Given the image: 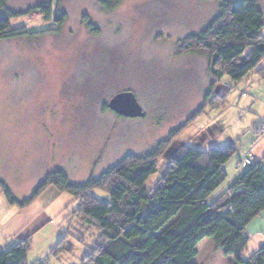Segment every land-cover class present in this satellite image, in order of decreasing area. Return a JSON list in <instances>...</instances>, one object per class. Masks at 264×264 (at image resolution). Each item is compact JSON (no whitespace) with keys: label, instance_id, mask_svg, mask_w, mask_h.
I'll use <instances>...</instances> for the list:
<instances>
[{"label":"rangeland","instance_id":"1","mask_svg":"<svg viewBox=\"0 0 264 264\" xmlns=\"http://www.w3.org/2000/svg\"><path fill=\"white\" fill-rule=\"evenodd\" d=\"M48 1L8 0L20 13L13 25L39 32L0 40V178L17 198H28L54 170L66 172L73 183L97 178L128 154H146L172 130L177 135L150 186L180 146L207 150L239 137L247 140L242 133L250 121L234 101L242 94L238 87L227 107L206 108L192 120L215 78L209 56L185 44L218 14L219 0H123L112 11L100 0H54L53 15L58 7L67 14L62 26L46 21L37 9ZM223 80L214 89L215 105L229 92L231 80ZM123 91L135 94L143 117H124L109 108L111 98ZM78 205L76 197L55 186L34 201L30 213L51 221L41 222L31 237L29 264L90 263L88 254L101 239L76 214ZM18 212L0 188V218ZM248 229L264 231V211ZM259 240L253 234L244 258L260 247ZM210 242L200 241L196 262L235 263V256Z\"/></svg>","mask_w":264,"mask_h":264},{"label":"trees","instance_id":"2","mask_svg":"<svg viewBox=\"0 0 264 264\" xmlns=\"http://www.w3.org/2000/svg\"><path fill=\"white\" fill-rule=\"evenodd\" d=\"M53 1L37 9L46 21L62 26L67 14L58 7L54 16ZM122 1L100 0V5L112 11ZM219 3L218 14L185 44L188 50L209 56L215 78L206 93L205 106L192 120L206 108L220 111L227 107L228 93L220 96L224 100L221 104H213L216 83L225 77L234 83L249 75L264 80L262 0H242L238 5L231 0ZM19 15L9 8L8 0H0V40L34 32L13 25V18ZM176 135L172 130L146 154H128L101 176L83 183L71 182L68 174L58 169L49 172L25 199L17 198L1 178L0 188L9 204L22 209L50 186L76 197V214L86 226L97 229L101 239L88 254L89 264H200L195 258L205 238L213 240L225 255L235 256L233 264H264V243L244 258L250 242L247 227L264 210V164L252 162L228 183L225 165L237 152L236 143L207 150L183 145L161 171L157 183L150 186V179L160 171V158ZM96 190L101 193L95 194ZM30 249L31 237L19 239L0 250V264H29Z\"/></svg>","mask_w":264,"mask_h":264},{"label":"crops","instance_id":"3","mask_svg":"<svg viewBox=\"0 0 264 264\" xmlns=\"http://www.w3.org/2000/svg\"><path fill=\"white\" fill-rule=\"evenodd\" d=\"M237 87L242 94L236 96L234 101H238L244 106L242 109L243 112H241L243 114L240 116H247L250 123H248L245 128L246 130L243 131V133L241 132L243 136H247V140H243L244 143L242 142L241 137H239L240 141H231V143L237 144L238 150L225 165L228 183L232 182L244 170H246V168H248L246 166L243 167V169L240 168L241 161L245 156L250 155L253 164H264V80L254 75H249L240 83L231 82L228 86V97H230V93H232ZM30 208L31 205L27 208H20V212L15 215V218L4 219L6 217L5 215L0 218V250L9 247L19 239L34 236L42 228L44 220V222L51 221V218L46 214H44L45 218L42 220L43 216L41 218H39V216L37 217V212L35 214L30 213ZM21 217L22 219L20 220ZM248 227L247 232L250 235V241L254 234V237H260L259 242L262 245L264 243V231L252 233ZM210 244L214 245L213 240H211Z\"/></svg>","mask_w":264,"mask_h":264},{"label":"water","instance_id":"4","mask_svg":"<svg viewBox=\"0 0 264 264\" xmlns=\"http://www.w3.org/2000/svg\"><path fill=\"white\" fill-rule=\"evenodd\" d=\"M108 106L117 114L124 117L136 118L143 117L145 114L137 97L131 91L117 93L111 98Z\"/></svg>","mask_w":264,"mask_h":264},{"label":"built area","instance_id":"5","mask_svg":"<svg viewBox=\"0 0 264 264\" xmlns=\"http://www.w3.org/2000/svg\"><path fill=\"white\" fill-rule=\"evenodd\" d=\"M252 157L250 155H247L245 156V158L243 159V162H242V167H245V166H248V165H251L252 164ZM241 167V168H242Z\"/></svg>","mask_w":264,"mask_h":264}]
</instances>
